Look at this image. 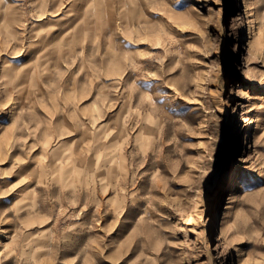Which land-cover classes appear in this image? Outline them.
I'll return each mask as SVG.
<instances>
[{
	"label": "rangeland",
	"instance_id": "374dc122",
	"mask_svg": "<svg viewBox=\"0 0 264 264\" xmlns=\"http://www.w3.org/2000/svg\"><path fill=\"white\" fill-rule=\"evenodd\" d=\"M0 264H264V0H0Z\"/></svg>",
	"mask_w": 264,
	"mask_h": 264
},
{
	"label": "bare ground",
	"instance_id": "6f19581e",
	"mask_svg": "<svg viewBox=\"0 0 264 264\" xmlns=\"http://www.w3.org/2000/svg\"><path fill=\"white\" fill-rule=\"evenodd\" d=\"M234 187H235V185L231 189L229 199L234 198L233 197V193H234L233 188ZM225 214L226 213L222 214V210H220V213L218 214V228L220 230L221 239H226L227 235H228V230L226 229V226H225Z\"/></svg>",
	"mask_w": 264,
	"mask_h": 264
}]
</instances>
